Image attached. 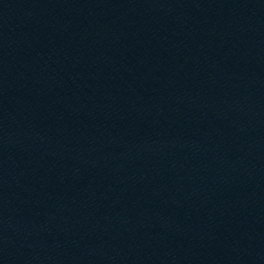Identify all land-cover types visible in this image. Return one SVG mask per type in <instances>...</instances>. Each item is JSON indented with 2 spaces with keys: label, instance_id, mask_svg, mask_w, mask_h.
<instances>
[{
  "label": "water",
  "instance_id": "water-1",
  "mask_svg": "<svg viewBox=\"0 0 264 264\" xmlns=\"http://www.w3.org/2000/svg\"><path fill=\"white\" fill-rule=\"evenodd\" d=\"M57 264H264V0H48Z\"/></svg>",
  "mask_w": 264,
  "mask_h": 264
}]
</instances>
